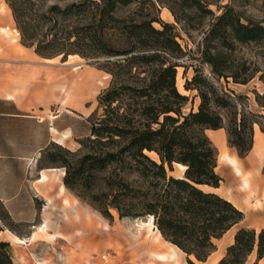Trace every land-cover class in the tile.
Instances as JSON below:
<instances>
[{
  "label": "trees",
  "instance_id": "trees-1",
  "mask_svg": "<svg viewBox=\"0 0 264 264\" xmlns=\"http://www.w3.org/2000/svg\"><path fill=\"white\" fill-rule=\"evenodd\" d=\"M6 1L25 45L35 44L42 56H104L95 63L112 75L98 95L104 113L91 121L90 134L80 140L86 150L53 142L44 159L59 160L66 168V186L106 217H113L111 207L121 217L153 216L166 240L187 253L189 264H197L192 255L205 261L217 248L216 239L245 217L230 199L203 188L223 180L206 128L225 127L229 144L245 156L254 144L255 123L264 130L260 114L241 102L243 94L221 89L197 68L185 87L197 88L201 100L197 109L185 112L190 95L179 90L177 76L178 66L187 64L177 59L184 49L175 25L162 18L119 15V7L134 0ZM210 34L263 40L264 25L242 21L229 7L217 15ZM204 55L219 77L231 75L237 82L251 78L240 80L228 71L223 51ZM175 162L186 166L183 175L171 173ZM0 216L13 229L15 222L1 204ZM254 251L253 264H262L264 227L240 226L216 264H246ZM0 264H14L9 240L0 239Z\"/></svg>",
  "mask_w": 264,
  "mask_h": 264
},
{
  "label": "crops",
  "instance_id": "crops-1",
  "mask_svg": "<svg viewBox=\"0 0 264 264\" xmlns=\"http://www.w3.org/2000/svg\"><path fill=\"white\" fill-rule=\"evenodd\" d=\"M14 23L11 7L6 0H0V26L7 29L14 26ZM14 54L28 57L32 61L40 57L36 52L24 54L17 45ZM0 55H7L6 49L1 51L0 48ZM81 69L86 73L97 71L91 66ZM55 74L56 69L49 65L0 64V204L12 221L20 226L19 230L10 229L0 216L4 226L0 231V239L5 238L12 244L21 243L16 238L23 239L26 245L37 242L40 234L46 235L41 240L42 244H48L47 239L55 240L62 232L64 218L71 210V202L79 200L64 182L65 167L59 163H45L44 152L53 142L77 150L81 145L80 140L90 134L91 122L88 118L95 109L93 83L86 81L90 76L82 78L78 85L86 87L72 96H62L54 107V84L50 79ZM206 133L217 148L216 171L223 180L219 186L203 184V188L230 199L245 212L244 219L216 239V250L205 260L220 251L212 263L216 264L225 255L227 246L233 243L240 226L264 227L263 219L257 223L248 220L249 212H264V130L258 123L254 125V144L245 156H240L237 148L229 144L225 127L206 128ZM225 152L233 155L225 158ZM231 159H235L237 164ZM177 164L184 172L186 166ZM244 176H247L248 184H244ZM253 190H257V196L260 197L257 208L262 207L256 211H252L251 206V203H255ZM155 232L156 239L152 243L140 245L141 250L147 252L148 263L182 264L176 248L164 244L160 238L163 235L157 227ZM14 252L19 258L16 247ZM85 253L87 251L60 255L65 258L62 263L78 264L86 258ZM35 254L39 262L42 255L38 252ZM14 262L25 264L23 260L15 258ZM102 264L119 263L113 261Z\"/></svg>",
  "mask_w": 264,
  "mask_h": 264
},
{
  "label": "rangeland",
  "instance_id": "rangeland-1",
  "mask_svg": "<svg viewBox=\"0 0 264 264\" xmlns=\"http://www.w3.org/2000/svg\"><path fill=\"white\" fill-rule=\"evenodd\" d=\"M229 7L233 8L242 21L248 22V20H251L254 23L264 25V0H134L128 5L120 6L118 13L123 17L136 16L141 18L142 16H150L162 18L175 25V31L178 34L177 40L184 49V55L177 59L187 64L186 66H178L177 76L179 90L190 95V100L184 108L185 112L192 108L197 109L201 100L197 88L186 89L185 87L186 80L193 78L197 73V68L198 72L214 81L221 89L231 93L234 91L243 94L241 102L247 106V109L260 114L259 120L264 125V39L242 42L235 39L232 34H228L226 39L210 34L217 15ZM154 24L161 27L158 21H155ZM117 35L118 32H115L114 36ZM15 37H17V40ZM114 38L116 37H113V40ZM113 44L117 43L113 41ZM15 45L24 54L36 52L35 44L25 45L22 42L21 31L16 20L11 28L5 29L0 26V48L1 51L6 49L7 52V55H0V64L7 66L37 64L54 67L56 74L50 79L54 84L52 94L55 100L54 107L62 96H72L76 91L83 90L86 86H79L78 83L82 81V78L90 76L91 78L86 81L93 83L92 98L95 102V109L88 119L91 122L98 116L103 115L104 109L99 106L98 95L111 84L112 75L99 68L95 60L101 59L103 62L104 56L96 58L82 56L79 53L69 54L68 56L63 54L42 56L39 54L40 57L32 61L25 56H15ZM218 50L223 51L226 56L228 71L238 74L240 80L250 76L251 78L247 82H237L231 75L228 77L217 76L213 72L211 64L205 60L204 54L208 51L216 52ZM77 65H80V67L75 68ZM89 66L97 71L86 73L81 69V67ZM51 148L54 150V147ZM77 150L85 151L86 149L81 144ZM150 154L155 158H159L153 151ZM223 155L226 158L228 155L233 154L225 152ZM44 162L60 163L59 160L53 161L47 157H45ZM171 173L175 175L184 174L176 162ZM262 174L264 177V165ZM72 192L79 200L71 202V210L68 216L64 218L62 232L57 238L53 241L47 239L48 244H42L43 241H41L45 238V234H40L39 241L28 245L26 243L12 244L10 241L13 261L15 258L20 261L23 260L25 264H44V259L46 264H68L62 263L65 258L60 255L61 253L73 255L77 252L87 251L85 253L86 258L78 264H102L113 261H117L119 264H149L147 252L141 250L140 245L147 242L152 243L156 239L157 225L153 216L121 217L118 210L111 207L113 217L109 218L87 200L82 199L74 191ZM253 192L255 193V203H251V206L252 211H256L262 207L257 208L260 197L257 196V190H253ZM260 219L264 220V212L262 214L249 212V221L257 223ZM238 226L236 225V227ZM19 228L18 224H13V229L19 230ZM261 228L256 229L259 231ZM51 231L54 230L51 229ZM48 237L50 238V236ZM160 238L164 244L176 248L182 264H189L188 255L185 251L178 249L173 243L167 241L164 236H160ZM1 240L7 239L2 238ZM15 247L18 249L20 259L14 252ZM36 252L43 257V259L42 257L39 259V262L35 258ZM219 255L220 251H216L205 262L198 260L193 255L191 258L197 264H212L213 260ZM256 258L257 254L254 251L248 257L246 264H253ZM260 263L263 264L264 259ZM14 264L16 263L14 262Z\"/></svg>",
  "mask_w": 264,
  "mask_h": 264
},
{
  "label": "bare ground",
  "instance_id": "bare-ground-1",
  "mask_svg": "<svg viewBox=\"0 0 264 264\" xmlns=\"http://www.w3.org/2000/svg\"><path fill=\"white\" fill-rule=\"evenodd\" d=\"M231 161L236 165L237 164V161L235 159H231ZM243 182L244 184H248V181H247V176H244L243 177ZM42 230V229H41ZM17 241L21 242V243H25V241L21 238H16ZM163 257V256H161ZM164 258V257H163Z\"/></svg>",
  "mask_w": 264,
  "mask_h": 264
}]
</instances>
